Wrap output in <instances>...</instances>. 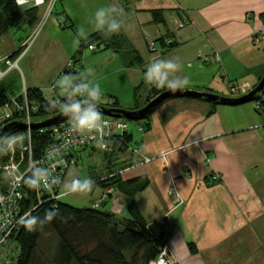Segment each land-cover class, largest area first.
I'll list each match as a JSON object with an SVG mask.
<instances>
[{"label":"crops","instance_id":"0c3cea01","mask_svg":"<svg viewBox=\"0 0 264 264\" xmlns=\"http://www.w3.org/2000/svg\"><path fill=\"white\" fill-rule=\"evenodd\" d=\"M113 5L118 12L109 8ZM21 6L26 10L32 5ZM43 6L47 11V5ZM41 7L17 27L9 25L0 8V46L4 47L0 48V70L8 71L4 76L8 77L22 62L24 88L41 89L49 100L64 96L61 93L67 88L60 86L66 83L63 71L83 38L107 28V24L98 27L96 12L101 8L109 19L121 23L119 32L127 46L116 51L94 43L89 50L102 53L88 55L91 63L83 56L85 48L79 56L80 81L99 85L103 105L142 107L150 90L145 88L141 95L139 90L147 82V67L155 59L178 58L181 70L176 75L186 78V87L228 97L238 96L231 91L233 83L245 84L249 90L264 74V42L253 39L256 32H264V0H71L63 5V32L69 27L80 41L69 34L71 44L63 46L49 73L39 74L43 80L34 74L31 57L42 50L50 28L57 26L56 21L49 24L54 23L49 19L35 33L41 22ZM184 21L190 23L180 28L178 24ZM19 30L26 36L17 33ZM148 38L158 39L159 50L149 49ZM165 38H173L175 43L168 46ZM29 41L33 43L30 48ZM22 46L29 49L11 58ZM215 52L219 60L202 59V54ZM44 89L50 91L51 98ZM246 103L175 98L158 107L147 120H138L136 127L143 122L144 129L136 128L137 137L128 129L133 134L130 144L135 142L134 147L152 160L143 162L134 152L122 156L126 150L121 151L117 160L135 164L122 169L120 175L128 179L145 174L149 178L135 201L151 232L163 235L174 264H264V111L256 110L253 100L250 105ZM103 152L107 168L116 161ZM105 177L92 180L90 192L97 194L94 200L89 199L91 206L107 193L100 207L118 217H131L130 197L115 186L97 183ZM171 186L179 190L182 204L170 198ZM162 218L164 225L159 224Z\"/></svg>","mask_w":264,"mask_h":264},{"label":"trees","instance_id":"16d2710c","mask_svg":"<svg viewBox=\"0 0 264 264\" xmlns=\"http://www.w3.org/2000/svg\"><path fill=\"white\" fill-rule=\"evenodd\" d=\"M0 8L9 25L17 27L37 7L31 6L23 10L22 6L16 3V0H0ZM34 18L36 19V16ZM94 43L104 45L105 49L116 51L127 47L126 40L120 32L107 35V28H104L83 38L82 44L75 52L73 59L76 62L79 61V56L85 46ZM25 48L26 46L20 47L10 57L14 58ZM163 90L157 87L152 88L143 106ZM28 92L30 98L38 101L41 105V109L34 113L35 120H42L61 112L60 106L62 104L51 102L44 96L41 89L28 88ZM4 96L1 93V104L4 101ZM150 115L143 121L147 120ZM132 138L133 134L129 130L112 137L113 145L105 152L112 156L116 162L113 163L114 160H112V164L107 166L106 177L99 178L97 181L105 187L115 186L121 193L130 197L128 209L131 217H118L104 206L77 207L61 200L57 202V205L55 202L43 204L32 212V218L35 219V223L32 225L33 231H29L22 224L12 234V239L17 242L18 246L15 264H36L35 256L39 241L48 227L54 231L59 239L55 257L57 264H150L158 257L166 242L162 234L157 235L151 232L135 201L136 193L145 189L150 180L145 174L128 179H124L120 175L122 169L135 164V161L131 163L126 160H117V155L121 151L128 150ZM51 141L50 132L34 130L35 154L43 153ZM27 201L30 202L31 200L27 199ZM49 215L52 216L51 221L47 219Z\"/></svg>","mask_w":264,"mask_h":264},{"label":"built area","instance_id":"2783aa9c","mask_svg":"<svg viewBox=\"0 0 264 264\" xmlns=\"http://www.w3.org/2000/svg\"><path fill=\"white\" fill-rule=\"evenodd\" d=\"M55 2L56 0H27L25 4L36 7L47 5V12L50 14ZM59 22L65 23L66 18H59ZM189 23V21L180 22L178 26L180 28L185 27ZM253 39L255 42H264V32H256ZM163 41L168 46L175 43L173 38H165ZM147 42L150 50H159L157 47L158 39L148 38ZM201 56L206 62L220 59L218 52L202 54ZM1 61H3L2 57H0ZM75 62V59L69 61L63 71L66 76L72 77V85L69 91L84 85L80 81L79 70L74 69ZM7 72L0 70V78H3ZM148 87L149 90L156 88L152 84H149ZM51 88L55 89L56 86L52 85ZM249 90L245 84L236 82L231 85V91L238 93V96L247 93ZM74 98L83 99L80 95H76ZM66 99V95L59 96L51 99V102L63 104ZM253 102L256 110L264 111V88L256 94ZM1 105L5 110L0 115V128L13 120L30 124L31 121L35 120L34 113L41 109L40 103L30 98L28 88H24L23 92L14 98L5 95ZM102 120L106 122L102 139L98 133L81 134L72 130L70 118L39 129L28 127L25 130L13 131L2 138V142L0 141V264H15L5 255L4 248L13 240L12 234L23 224L21 221L32 218V212L39 206L48 202H55L57 205V202L65 196L67 191H62L63 183L68 170L77 164L79 150L95 145H98L101 150H109L113 145L112 137L129 129V122L126 119H116V117L109 116L102 117ZM138 129L139 131L144 129L143 122L139 123ZM34 130L50 132L52 135L51 143L40 155H36L34 151ZM101 143L105 147H100ZM130 148L132 152L141 156L143 162L152 160V157L143 154L140 148L129 146ZM34 173L35 175H33ZM217 177L214 175L215 179ZM32 179L37 181L34 188L27 183L28 180ZM169 195L174 203L177 204L181 201L179 190L175 186L170 187ZM106 197L107 193H104L100 201L94 206H100ZM27 199L31 201L28 202ZM159 223L164 224L165 219H160ZM169 255L170 248L165 243L158 257L150 264H173Z\"/></svg>","mask_w":264,"mask_h":264},{"label":"rangeland","instance_id":"374dc122","mask_svg":"<svg viewBox=\"0 0 264 264\" xmlns=\"http://www.w3.org/2000/svg\"><path fill=\"white\" fill-rule=\"evenodd\" d=\"M70 2H71V0H56L55 5H54L53 10H52V13H50V14H48V12L44 10L45 6H42L40 8L41 22L37 25L35 33L40 32L42 30L44 24H46V22L49 19H52L54 21V23L49 22V24L53 25V24H55V21H56V26H57L56 28H55V26L50 28V33L48 35L47 40L45 41V43L42 46V50H40V52L38 54H34V55L32 54L33 56L31 55L32 56L31 58H32L33 72L36 76H38V78L40 80H43V75H39V74L42 72L49 73V70L51 69V66L54 63L55 57L58 56L59 54H62L63 46H67V45L69 46L71 44V37L69 34L70 33L74 34L73 36L74 37L76 36L78 38V36L76 35L75 32L69 30V27H67L68 29L66 32H63V30H65V29H63V25L66 23L61 24L59 21H58L59 23H57V19L59 20V18H65V16L62 13L63 5L69 4ZM49 21H51V20H49ZM38 27H40V29H38ZM17 33H22L24 36H26L24 31H22V30L17 31ZM34 35L35 34H33L32 36H34ZM78 41H80L79 38H78ZM31 42L30 41L28 42L27 47L29 46V48H30L32 46L33 43H31ZM27 47L25 48L26 50L29 49ZM88 47L89 46H85L83 56H86L85 60H87V63H91V59L88 58V55L100 54L102 52L91 51V50H89ZM0 48L3 49L4 47L0 46ZM73 56L68 60V62L71 60H74ZM96 60L97 59H94L92 64H95ZM68 62L66 63V66H67ZM80 62H81L80 60L75 62V67H74L75 70L76 69L79 70V74L81 71ZM16 68L17 69L14 73L12 72L11 74H9L8 77H4V79H2L0 81V98H1V93H4V95L8 96L9 98H14V97L19 96L23 92V90H24L23 89L24 88V76H23L22 71L20 70L23 68V63L21 62L20 68L19 67H16ZM62 76L64 79L66 74L63 73ZM148 86H149V83L144 82L141 86V89L139 90V94L141 95L145 91V88H147ZM68 91H69V88L65 89V91L62 92L61 94L66 95V92H68ZM44 92H45L46 96H48L50 98L52 97L49 90L44 89ZM141 99H144V98L141 97ZM98 103L102 104V103H104V101L100 100ZM251 103H252V101H250L246 104L250 105ZM5 107L7 108V106H5ZM4 110H5L4 107H2V105L0 103V115L4 112ZM101 115H102V117H109L107 115H103V114H101ZM116 119H118V118H116ZM121 119H123V118H121ZM128 122L131 125V127L129 125L130 130L132 129L133 132L135 133V137H137L139 133H138V130L136 128H138V126L136 127L135 124L138 122V120H130V121L128 120ZM129 146L130 147L136 146L135 142H133ZM131 152L132 151L130 148V150L129 149L126 150V152L123 153L122 156L123 155L131 156L133 153V152L132 153ZM105 163L106 162L104 159L103 150H100L99 148L98 149H92L91 147H87L85 149L79 150V157L77 159V164L72 166L66 174L65 183L63 185L62 191L67 190V189H68V191L65 193V196L62 197L61 201L65 202L67 204L73 205V206H79V207L91 206V204L93 202L89 201V199L94 200L97 192H95L94 194H91L90 191L85 192V193L71 192L72 182L75 180H81V182H83V180H85V179L94 180L98 177H102V175H105V173L107 172V168L105 167ZM92 187H94V183H93ZM182 202L183 201H181V204H182ZM159 224H161V223H159ZM161 225H164V224H161ZM58 243H59V239H58L57 235L54 233V231L51 228L48 227L45 230V232L42 234L40 241H39V247L37 249V254H36V264H42V263H44V264H57L55 257H56L57 251H58ZM4 249L6 251L5 255L8 258H10L14 263H16L17 256H18L17 242L15 240H12L8 245L5 246Z\"/></svg>","mask_w":264,"mask_h":264},{"label":"clouds","instance_id":"9594fccd","mask_svg":"<svg viewBox=\"0 0 264 264\" xmlns=\"http://www.w3.org/2000/svg\"><path fill=\"white\" fill-rule=\"evenodd\" d=\"M27 0H17L18 5H23ZM113 12L119 10L115 5L109 7ZM98 18V27L107 24V35L119 32L121 29V23L116 19H109L103 8L96 12ZM181 70V64L178 58L174 59H155L147 67L145 73V80L157 88H166L172 93L177 91H183L187 85L186 78H181L176 75ZM71 76H65L61 83V88L71 89ZM76 95H80L83 99H75ZM66 102L63 103L60 108L64 115L69 116L72 125V130L81 134H93L98 133L102 139L106 122L102 120L101 112L99 111L98 101L100 99L99 85L89 86L81 85L77 86L75 90L66 92ZM100 147H105L104 144H100ZM35 175V173L33 174ZM27 183L30 187H35L37 181L35 179L28 180ZM93 181L91 179L75 180L72 182L71 192L85 193L91 190ZM48 221L52 220V216L47 217ZM21 223L29 231H33L32 225L35 223L34 218L22 220Z\"/></svg>","mask_w":264,"mask_h":264},{"label":"water","instance_id":"95a60500","mask_svg":"<svg viewBox=\"0 0 264 264\" xmlns=\"http://www.w3.org/2000/svg\"><path fill=\"white\" fill-rule=\"evenodd\" d=\"M264 88V74L261 77L258 84L249 90L247 93L235 96L228 97L222 96L218 93L211 91H205L199 88L185 87L183 91H177L172 93L169 90L165 89L160 92L157 96L152 98L146 105L138 109H127L122 107H109L98 103L99 111L103 115L116 117V118H125L129 120H142L153 113L158 107H160L165 102L175 99V98H195L205 100L212 103H222L227 105H239L246 102L252 101L256 94H258ZM69 119V116H66L61 112H58L48 118L42 120H33L31 123H26L20 120H13L5 124L0 128V141L2 138L13 131L25 130L28 127L32 129H39L42 127L51 126L58 122Z\"/></svg>","mask_w":264,"mask_h":264}]
</instances>
